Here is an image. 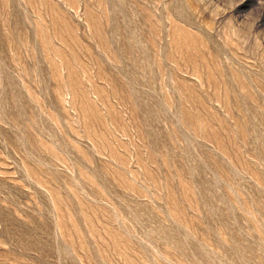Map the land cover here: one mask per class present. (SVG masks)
I'll return each mask as SVG.
<instances>
[{"label":"rangeland","instance_id":"1","mask_svg":"<svg viewBox=\"0 0 264 264\" xmlns=\"http://www.w3.org/2000/svg\"><path fill=\"white\" fill-rule=\"evenodd\" d=\"M0 264H264V0H0Z\"/></svg>","mask_w":264,"mask_h":264}]
</instances>
